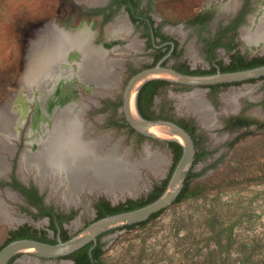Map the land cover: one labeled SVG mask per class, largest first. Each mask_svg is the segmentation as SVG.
Masks as SVG:
<instances>
[{"label": "rangeland", "instance_id": "1", "mask_svg": "<svg viewBox=\"0 0 264 264\" xmlns=\"http://www.w3.org/2000/svg\"><path fill=\"white\" fill-rule=\"evenodd\" d=\"M96 1L87 0V3ZM240 1L152 0V12L157 23L165 27L169 35L186 45L182 61L193 69H204L207 66L198 55L203 31L194 26L192 20L199 14H212L214 20L209 26L212 28L219 21L230 17ZM72 4V0H0V116L3 112L8 113L18 103L19 87H23L22 78L28 74L30 47L46 34V30H40L47 24L50 25V21L55 18L59 21L60 18L66 19L72 12ZM254 11L244 31L240 33L239 40L245 51L251 49L264 54V45L252 46L249 37L264 12V0H255ZM75 14L76 26L81 17L77 12ZM205 30L207 32L210 29ZM167 62L169 65L176 64L174 61ZM79 87L82 96H86L82 86ZM124 88L123 82L118 89L120 96ZM195 92L205 100V88L188 92V88L172 84L159 93L157 106L174 120L193 118L194 113L201 119L187 100ZM16 93L17 100L13 102ZM259 95L260 85L257 83L232 86L222 94L216 116L222 126L209 131L203 130L207 138L204 145L213 150L214 154L194 167V173L204 172L191 182L192 196L173 204L145 226L134 229L122 227L107 232L102 239V260L105 264H243L247 255L254 259L264 255V109L247 112L245 119L248 123L239 127H234L229 122L227 124V120L237 117L233 112L236 110V101H255ZM209 111L211 121L204 124L212 128L215 117L210 108ZM122 118L123 115L118 114V119ZM94 120L100 128L102 119L96 117ZM0 131V141H10L14 145L18 143L17 139ZM25 132L26 129L23 130V140ZM110 135L114 144L122 152L129 153L134 160L147 159L148 154L150 157L161 155L165 160L161 166L162 171L154 174L148 167H140V180L132 195L119 191L108 194L100 189H85L87 191L82 192V204L78 208L82 214L76 225L69 226L71 234L78 232L86 221L93 219L92 205L96 198L103 197L114 205L128 199H139L147 196L154 184L166 179L170 173L173 153L166 142L149 138L140 141L126 129L110 132ZM15 155L16 152L10 156L0 150V157L11 165ZM9 174L0 173V181ZM18 177L26 182L33 181V176L24 170L18 173ZM48 184L51 186L49 181L43 186ZM43 193L51 204L66 208L61 199L71 203L64 197L62 190L50 191L47 187ZM0 202V206L4 205L0 207V214L4 210L8 218V221L3 222L0 217V247L8 239L10 231L17 228L24 219L33 227H46L45 221H33L21 215L20 199L11 197L9 192L0 191ZM229 239L234 242L232 245L229 244ZM27 261L33 264L62 262L27 256L16 264H27Z\"/></svg>", "mask_w": 264, "mask_h": 264}, {"label": "flooded vegetation", "instance_id": "2", "mask_svg": "<svg viewBox=\"0 0 264 264\" xmlns=\"http://www.w3.org/2000/svg\"><path fill=\"white\" fill-rule=\"evenodd\" d=\"M72 1L71 14L66 19L60 18V21L57 18L53 19L50 21V25L47 26V30L45 29L46 34H44L42 38L44 39L45 36H51L52 39L41 48V51L45 53L43 54L45 57L50 58L51 55L56 52L55 44L63 34L87 31L92 36V45L100 50L104 61L111 65L112 72L110 78L112 83H110L111 85L109 84V86L96 87L91 86L94 83L88 85L89 83H84L79 77L72 76L69 79H58L49 96L43 99V105H41L42 101L40 102L39 100V94H43V92L40 91H36L35 97L27 101L30 103L25 101L22 102L21 98H19L17 105L20 104L23 108L22 125L17 130L15 138L11 137L17 139L19 144L17 143L14 145L8 141V144L11 145V150L6 151L0 149L7 152L10 156H13L16 152L12 165L1 157L8 169L6 172H9L10 174L6 179L0 181V191L9 192L11 197H17L20 199L21 205L19 208L22 213L21 215L25 216L26 219L45 221L47 224L45 228L39 229L33 227L31 224H27L24 219L22 220L23 222L19 224L17 228L11 230L10 233L16 232V235H18V233H22L20 232L22 228L31 227L33 230L46 232L47 237L56 240L55 244H57L59 240L65 242L64 239L67 236L71 239L89 224L98 220L99 214L101 213L97 208L98 204L100 205L104 201H107L111 206H118L121 203L114 205L111 201L103 197L96 198L92 205L94 213L93 219L86 221L78 232L71 234L69 226L76 225L82 214V211H78V208H80L82 204L81 196L79 197V202L69 200L71 203H68V201L65 202L60 198L66 205V208L58 206L57 204L49 203L43 190L47 187L50 191L51 189L54 190L53 182L49 181L51 186L49 184L43 186L44 183H42L38 177V170L35 167H29L24 159V155L28 150L36 149V146L29 143V131L34 124V120L40 118L42 110L46 112L48 118L54 110L65 108L70 103H74V105L76 104V107L82 111L81 120L83 125L88 129V137H105L106 141L103 151L112 148L118 149L119 147L117 144H114L110 132H117L120 129H126L127 132L130 133L129 128L127 127L119 128V125L123 124V121H119L118 114H122L123 117H125L124 91L131 78L140 71L162 63L164 66H169L175 70L178 68V70L185 69V71L201 73L193 75H206L224 72L233 64H236V66H246L248 64L256 65L262 61V58H264V54L257 53L256 50L250 49V51H245L239 40L240 33L244 31L251 15L255 12V0H241L230 17L219 21L216 25L212 26V28L209 27L210 23H213L214 20L212 14L203 13L194 17L192 20L194 26L201 28L203 31V36L200 37L199 40L200 48L198 49V55L207 66L204 69H193L185 61H182L186 53V45L178 38L169 35L166 32L165 27L157 23L152 12L151 0H97L94 3H87V0ZM262 9L260 12H262ZM75 12L81 17L79 24L76 26L74 25L76 18ZM196 19L198 21L200 20V23L196 22ZM244 20L245 22H243ZM42 29L40 31H42ZM205 29L210 30L205 32ZM42 38L38 42H41L43 40ZM69 58L72 60L75 57L70 54ZM167 61H174L176 64L169 65ZM181 64H186L189 68L186 66L183 68ZM74 81H80L83 85L85 84V86L80 84L75 85L73 83ZM123 82L125 88L120 96L118 89ZM245 83L259 84L260 95L255 101L251 99L243 103L236 101V110L233 112L237 117L227 120V124L229 122V124H232L234 127H239L248 123L245 119L247 112L252 109H264V76L244 82L218 84L212 85L214 87H205L206 94L203 96L205 100H202L214 113L215 125L212 129L221 125L216 118L220 108L219 98L230 87L240 86ZM79 86H82L83 90L87 93L86 96H82ZM20 88L21 86L19 87V90ZM164 89L165 87L161 88L159 92ZM158 95L159 94L154 97L152 102L148 103L150 110L157 113L162 110L161 107L157 106ZM120 97L122 98L120 99ZM96 117L102 119L99 124L101 125L100 128L94 120ZM28 118H30L29 121ZM181 120L185 123H193L198 128L196 140L199 139V134L204 133L203 130L208 128L195 113L193 118H183ZM125 125H129L128 121ZM24 129H26L24 134L25 140H23ZM206 149L213 151L209 148ZM119 151L121 154L125 153V151ZM23 168H26V170ZM22 170L31 174L33 176V181L26 182L23 179H19L18 173H21ZM21 187L22 190L19 189ZM39 199H43L44 209L41 208V202L38 201ZM128 200H125L122 203H125ZM42 211L48 212V214L41 218H36L35 215H40ZM102 235L98 237L96 243L94 242V247L99 245V238ZM11 237L12 236L9 234L8 238ZM68 256L55 261H61L64 259L72 261L75 264L73 260L67 259ZM18 258L19 257L13 258L9 264H16ZM41 260L52 261L49 259Z\"/></svg>", "mask_w": 264, "mask_h": 264}, {"label": "bare ground", "instance_id": "3", "mask_svg": "<svg viewBox=\"0 0 264 264\" xmlns=\"http://www.w3.org/2000/svg\"><path fill=\"white\" fill-rule=\"evenodd\" d=\"M249 37L252 46L264 45V12ZM51 39V36H45L41 42L33 44L29 51L28 74L22 78L23 87L18 95L22 102L31 100L35 92L40 91L43 94H39V100L43 105V99L49 96L60 78L79 77L84 83H94L99 87L112 83L111 65L104 61L100 50L92 45L89 32L63 34L55 44L56 52L47 58L41 48ZM70 54L75 58L71 60ZM196 93L188 97V103L207 124L211 121V113ZM22 114L20 104L12 106L8 113L3 112L0 130L15 138L22 125ZM81 118L82 111L76 104L70 103L65 108L54 110L48 118L42 110L40 118L34 120L29 131V143L36 149L28 150L24 159L29 167L38 170L42 183L52 181L55 191L62 190L64 197L79 202V197L87 188L100 189L108 194L116 191L133 193L140 180V167H148L154 174H160L161 166L165 163L161 155L150 157L148 154L147 159L134 160L126 152L121 154L120 148L103 151L106 138H89L88 129ZM0 149L10 151L11 145L0 141ZM7 170L0 157V173ZM0 215L1 221H8L4 210Z\"/></svg>", "mask_w": 264, "mask_h": 264}, {"label": "water", "instance_id": "4", "mask_svg": "<svg viewBox=\"0 0 264 264\" xmlns=\"http://www.w3.org/2000/svg\"><path fill=\"white\" fill-rule=\"evenodd\" d=\"M260 14L261 12L258 16H260ZM47 26L48 24L42 31L45 30ZM35 42L36 41H34L33 44ZM31 48L32 46L30 50ZM262 76H264V66L235 72L192 75L179 72L169 66H164L162 63L146 68L134 75L128 82L124 91V112L129 125L135 131L149 139L166 143L175 142L180 144L183 149V155L175 167L163 194L155 201L142 208L115 215H108L98 219L65 242L59 240L57 244H49L32 239L14 240L0 250V264H9L15 257H19L17 261L20 263L21 260L25 259L27 256L37 259H49L52 261L64 258L91 242L96 243L98 237L104 233L147 221L154 214L168 209L175 203L184 189L185 182L194 166L196 157L195 143L190 133L175 122L167 120H147L141 115L138 108V96L145 84L154 80H162L172 84L186 86L188 87V92H190L194 90L201 91L203 88L212 85L244 82ZM73 83L75 85H83L80 81H74ZM91 84L92 83H89L88 85ZM83 86H85V84ZM91 86L97 87L95 84ZM17 93L14 96L13 102L16 101ZM206 130L209 131L212 130V128H206ZM162 180L165 179L163 178ZM61 261L60 264H74L69 260L62 259Z\"/></svg>", "mask_w": 264, "mask_h": 264}, {"label": "trees", "instance_id": "5", "mask_svg": "<svg viewBox=\"0 0 264 264\" xmlns=\"http://www.w3.org/2000/svg\"><path fill=\"white\" fill-rule=\"evenodd\" d=\"M151 6H152V0H151ZM200 21V20H199ZM196 19V22H199ZM245 22V20L243 21ZM200 23V22H199ZM181 66H183V68L186 66L187 68H189L186 64H181ZM264 66V58H262V61L256 65H252V64H248L246 66H236V64L232 65L229 69H227L224 72H235V71H240V70H245V69H251V68H256V67H261ZM178 70V68H176ZM181 71L183 73L186 74H201V73H197V72H191V71H185V69H181L178 70ZM171 85V83L166 82V81H161V80H154V81H150L147 84H145L142 89L140 90L139 96H138V108L139 111L141 113V115L147 119V120H167V121H172L175 122L176 124L180 125L182 128H184L188 133H190V135H192L194 141H195V148H196V157H195V162H194V166L185 182V186L184 189L182 190L181 194L179 195V197L176 199L174 204L177 203H181L184 200H187L188 198H190L192 195L190 193V186H191V182L196 179L197 177L201 176L203 174L204 171L199 172V173H194V167L197 165V163L204 161L207 157L211 156L212 154H214V151H209L206 149L205 147V142L207 140L205 133L199 134V139H197V131L198 128L193 124V123H185L184 121L180 120H174L172 116L167 115L165 110H161V112H154L150 110V106H148L149 102H152L154 97L159 94V90L163 87H167ZM156 86V87H155ZM209 87H214V86H209ZM121 106V105H120ZM119 121H123V124L119 125V128H124L127 127L129 128V132L131 136H136L140 141L148 139L147 137L141 135L140 133H138L137 131H135L130 125H125V123H127V120L125 117H123L121 120L119 119ZM171 151L173 153V164L170 170V173L168 175V177L160 182H156L154 184V187L152 189V191L144 197H141L139 199H129L128 201H126L125 203H121L118 206H111V204L107 201H104L102 204H98L97 208L101 211V213L99 214L98 219L104 218L108 215H115V214H119V213H123V212H127V211H131V210H136L139 208H142L150 203H152L153 201H155L157 198H159L163 192L165 191L169 179L175 169V167L177 166L178 162L180 161L182 155H183V149L182 146L178 143L175 142H171L168 143ZM17 187V186H16ZM20 187V186H19ZM18 188V187H17ZM22 190V187L19 188ZM43 199H39L38 201L41 202V208L44 209L43 206ZM40 208V210H41ZM52 211V209H51ZM165 210L154 214L150 219H148L147 221H143L134 225H129L124 227L123 229H134L135 227L138 226H145L148 223H150L151 221L155 220L156 218H158L159 216H161L164 213ZM48 214V212H41L40 215H35L36 218H41L42 216H46ZM22 233H18V235H16V232H11L10 235L12 236L11 238H8L6 240V242L0 247V250L5 247L7 244H9L10 242L14 241V240H18V239H33V240H38L41 242H46V243H51V244H55L56 240L47 237L46 232H39L37 230H33L31 227H24L21 229ZM107 233L103 234L100 238H99V245L95 246V243H89L88 245H86L85 247L81 248L80 250L72 253L70 256L67 257V259H71L75 262V264H105L102 260V256H103V249H104V243L102 242L103 237L106 235ZM69 237L67 236L64 240H68ZM232 243H234L233 241H231V239H229V244L232 245ZM243 264H264V255L254 259L252 256L247 255L245 257V259H243Z\"/></svg>", "mask_w": 264, "mask_h": 264}]
</instances>
